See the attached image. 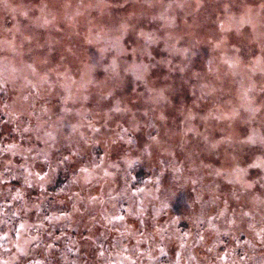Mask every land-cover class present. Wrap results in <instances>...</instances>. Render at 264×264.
I'll return each instance as SVG.
<instances>
[{
  "label": "rangeland",
  "instance_id": "rangeland-1",
  "mask_svg": "<svg viewBox=\"0 0 264 264\" xmlns=\"http://www.w3.org/2000/svg\"><path fill=\"white\" fill-rule=\"evenodd\" d=\"M0 264H264V0H0Z\"/></svg>",
  "mask_w": 264,
  "mask_h": 264
},
{
  "label": "trees",
  "instance_id": "trees-1",
  "mask_svg": "<svg viewBox=\"0 0 264 264\" xmlns=\"http://www.w3.org/2000/svg\"><path fill=\"white\" fill-rule=\"evenodd\" d=\"M143 171L141 170L140 173H138V176L140 177L142 175ZM146 180V179H144ZM144 180L142 178L138 179L136 181L138 183L137 188H141V186L145 185Z\"/></svg>",
  "mask_w": 264,
  "mask_h": 264
}]
</instances>
